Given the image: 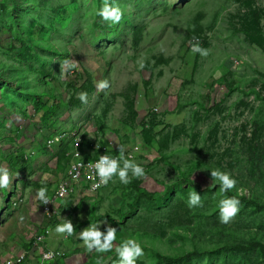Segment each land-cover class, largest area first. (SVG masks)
<instances>
[{"label": "rangeland", "instance_id": "obj_1", "mask_svg": "<svg viewBox=\"0 0 264 264\" xmlns=\"http://www.w3.org/2000/svg\"><path fill=\"white\" fill-rule=\"evenodd\" d=\"M26 1L30 12L21 13L13 0H0V51L10 49L11 57L21 55L38 73L51 74L48 91L57 99L69 102L76 72L92 74L96 90L78 109L61 110L56 129L41 124L31 99L0 94V168L11 172L4 159L8 154L34 153L27 169L12 174L9 188L0 189V264L32 243L43 224L36 192L46 186L52 197L68 166L63 161L57 168L55 156L62 149L47 154L46 137L69 129L99 138L112 154L122 147L125 155L137 143L131 161L141 164L145 175L136 178L130 172L127 185L114 177L99 193L62 205L52 230L62 219L75 228L72 236L58 234L63 264H118L109 252L87 251L79 239V232L93 223L92 214L107 217L101 220L117 228L118 242L131 238L142 244L144 255L136 264H157L154 253L194 251L202 254L179 264H264L258 249L207 252L264 244V210L240 202L238 214L228 224L220 222L219 200L229 196L210 175L213 169L229 172L237 181L234 195L264 204V0H116L123 17L115 24L99 16L98 0ZM197 42L207 56L191 51ZM48 45L64 47L68 59L58 58ZM103 80L109 88L98 90ZM122 95L135 101L138 116L130 123ZM152 116L158 126L151 133L153 145L146 146L141 132ZM183 179L194 186L182 184ZM134 180L164 200L142 198L134 210ZM193 190L203 207H188ZM9 200L17 202L15 209L6 207ZM128 212L134 214L121 224L120 216ZM39 252H34L36 259Z\"/></svg>", "mask_w": 264, "mask_h": 264}, {"label": "trees", "instance_id": "obj_2", "mask_svg": "<svg viewBox=\"0 0 264 264\" xmlns=\"http://www.w3.org/2000/svg\"><path fill=\"white\" fill-rule=\"evenodd\" d=\"M116 1V0H115ZM104 0H98V6H103ZM13 3L15 7H17L21 13H28L30 12V8H27V1L26 0H13ZM116 5V4H115ZM14 7V8H15ZM123 17V15H122ZM121 17V18H122ZM255 24H259L258 20H255ZM248 37L254 42V44L258 45L259 47H262L261 43L258 41V39L251 35L250 33H247ZM141 37V30L137 29L134 31V42L135 45H139V39ZM49 51H53L58 58H63V59H68V54L66 49H60L58 46H53L49 47ZM12 50L8 49V51H0V94L4 98H10V93L15 92L17 95L22 96L25 100L31 99L32 100V109L33 113L39 118L41 124L48 128H55L57 121L55 119L58 118L59 112L62 110L64 112L70 110L71 108L78 109L83 103L78 99V93L80 92H87L88 96L91 93H94L96 90L95 87V81L94 77L92 74H89L87 72L84 73H78L76 70H73V73L76 74V79L77 82L72 86L73 89H75L73 95L70 97L69 102H66L62 99H57L55 95L50 93L48 91V85H47V79L49 78L48 76L51 75L49 73L47 74H41L38 73V71L32 67H30L26 60L21 56L17 55L16 58L11 57ZM14 58V60H13ZM52 80V79H51ZM32 86H34V89L32 90ZM144 86L147 88L149 86L148 83H144ZM122 97L126 100V109L129 113L128 119L126 120V123L132 122L135 118H137L138 113L135 110V101L128 97L127 95H122ZM14 101L17 102L18 98H14ZM158 126V121L155 117L152 116L151 119H149L147 125H145L142 129L141 135L144 141V144L147 146H152L153 141L151 139V133L152 131ZM259 128L258 125H256V130ZM56 129V128H55ZM69 130H74V129H69ZM62 132H66V130H60L59 132H49L48 136L46 137V142L50 138H52L55 135H58ZM62 149L61 152L55 156L57 158V168L60 169L63 167V161L66 163H69L70 159L67 157V154L70 152V143L67 141L61 142L59 145L54 146L52 149L59 148ZM45 152L48 154L49 151L52 149H48L46 147L45 143ZM253 154L256 153V150L253 149L252 151ZM118 155V154H114ZM261 158L264 159V152H262ZM4 159L6 163L8 164V167L11 170L12 174H20L23 170H26L27 167L29 166V160L30 157L26 156L23 152L18 151L16 154V151L14 153L8 154L4 156ZM90 159V157L86 156V160ZM182 184H188L190 186H194V183L188 179H183ZM131 186L134 188L136 192V203H133L131 205V208L136 210L138 208L137 203L142 199H147V200H156L163 201L165 196H159L155 195L152 196L148 194L145 190H143L139 185L138 181L134 180L131 183ZM198 191L206 192L210 189H202L200 187H194ZM229 197L235 196L237 197L240 202L245 203V204H252L255 208L257 209H262L264 210V204H259L254 201H249L245 197L237 196L232 193L231 190H229L226 193ZM10 197V194H8ZM43 202H41L42 204ZM12 203L7 202L6 207H11ZM134 214V212H128L119 218V222L121 224L124 223L129 217H131ZM107 217H96L94 214H92V221L97 222L101 219H106ZM56 220H53L54 222ZM51 222V223H52ZM116 244V247L120 245V242L117 240L114 241ZM26 250L31 251L32 248V243L24 245ZM114 250H111L110 256L114 257L116 256L118 259L119 257L117 256V253H115L116 249L113 247ZM238 250V251H246L249 252L251 250L258 249L262 257L264 258V244L260 242L256 243H250L249 245H224L222 247H216L212 250H209L207 252H216V250L221 251H231V250ZM202 252H191L186 255L182 256H167L162 253H154V257L156 259L157 264L164 263V264H179L182 263L183 261H189L188 258L194 257V256H200ZM61 262V261H60Z\"/></svg>", "mask_w": 264, "mask_h": 264}, {"label": "clouds", "instance_id": "obj_3", "mask_svg": "<svg viewBox=\"0 0 264 264\" xmlns=\"http://www.w3.org/2000/svg\"><path fill=\"white\" fill-rule=\"evenodd\" d=\"M99 16L105 21L112 23H119L123 15L120 7L115 5V0H104L102 8L99 10ZM191 51L199 53L201 56H207L208 51L199 45V42L191 44ZM143 67V64H141ZM98 90L109 88V82L103 80L97 83ZM88 93H78V99L82 103H87ZM118 155H101L93 167L99 182L96 187L107 186L109 181L114 177H118L122 184H129L132 177L140 178L145 175L144 167L134 161L128 160L124 156V149L118 148ZM18 175V174H16ZM212 179L220 185V192L227 193L236 187L237 181L227 171L220 169H213L210 171ZM13 177L12 173L7 168H0V189L9 188ZM36 198L41 202L49 203L48 188L46 186L40 187L36 192ZM189 208L203 207V201L200 195L194 190L190 193L187 201ZM240 200L235 197H227L219 200V218L223 224H228L240 211ZM23 219V218H21ZM62 219V218H61ZM104 225V231H100L101 225ZM75 228L70 219H62V222L57 224L55 232L57 234H64L72 236ZM117 228L112 227L106 220H101L89 224L88 227L79 232V239L82 241L87 251H95L97 253L110 252L113 248V242L117 239ZM116 253L119 257L118 264H136L137 258L144 255L142 244L136 239L123 240L118 247ZM51 255V254H49Z\"/></svg>", "mask_w": 264, "mask_h": 264}, {"label": "built area", "instance_id": "obj_4", "mask_svg": "<svg viewBox=\"0 0 264 264\" xmlns=\"http://www.w3.org/2000/svg\"><path fill=\"white\" fill-rule=\"evenodd\" d=\"M67 141L72 148L67 154L70 159L64 176L58 183L53 196L49 198V203H42L41 215L44 222H51L60 219V209L62 205L71 199L80 202L86 196L95 195L106 186L96 187L99 178L96 176L95 169L90 167L94 165L101 155H112L111 149L102 142L82 130H69L53 136L46 142V147L52 149L61 142ZM138 151V145L135 143L124 155L126 159L133 160ZM34 154V153H33ZM33 154L29 157L32 158ZM85 154L90 159L86 160ZM112 181H109L108 185ZM107 185V186H108ZM17 207V202H12V209ZM40 226V229L34 231L32 237V249L28 251L24 248H18L1 264H50L64 260V255L57 249H48L45 247L47 239L51 234L50 226ZM48 225V224H47ZM43 247L44 250H43ZM39 252V258L34 257V252ZM51 254V255H49Z\"/></svg>", "mask_w": 264, "mask_h": 264}, {"label": "crops", "instance_id": "obj_5", "mask_svg": "<svg viewBox=\"0 0 264 264\" xmlns=\"http://www.w3.org/2000/svg\"><path fill=\"white\" fill-rule=\"evenodd\" d=\"M85 132V131H84ZM89 135H91V134H89ZM87 155H90V154H85V156H87ZM65 172H66V170H64V172H62V173H60L61 175H60V178L58 179L59 181L61 180V178L64 176V174H65ZM59 183V182H58ZM53 195V194H52ZM51 198V197H50ZM39 214H41V213H39ZM52 222V221H51ZM51 222H47L46 223V221L44 222V226H50L51 227V225H53V222L51 223ZM45 223L46 224H48V225H45ZM56 227V226H55ZM55 230V229H54ZM54 230H52V227H51V234H50V237L47 239V241H46V245H45V247L46 248H48V249H61V243L59 242V239H60V237H59V235L58 234H56V235H53L52 234V232L54 231ZM30 244V243H29ZM45 247H43V250H44V248ZM17 248V247H16ZM15 248V249H16ZM23 248V247H22ZM63 261H61V262H55V263H50V264H63L62 263ZM65 262V261H64Z\"/></svg>", "mask_w": 264, "mask_h": 264}]
</instances>
